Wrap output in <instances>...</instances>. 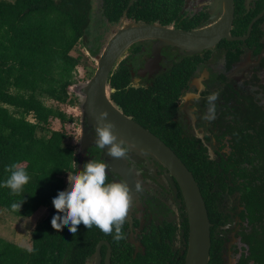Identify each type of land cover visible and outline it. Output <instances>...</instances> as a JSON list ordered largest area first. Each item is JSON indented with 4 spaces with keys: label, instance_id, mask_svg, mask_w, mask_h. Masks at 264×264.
Wrapping results in <instances>:
<instances>
[{
    "label": "trees",
    "instance_id": "1",
    "mask_svg": "<svg viewBox=\"0 0 264 264\" xmlns=\"http://www.w3.org/2000/svg\"><path fill=\"white\" fill-rule=\"evenodd\" d=\"M130 1L0 0V185L10 175L6 166L13 163H21L30 177L18 194L0 186V209L17 217H31L41 208L48 211L31 231L30 247L0 236V264H77L78 259L82 263L87 248L103 235L95 226L88 229L83 223L75 235L68 226L57 232L51 225L57 214L53 198L67 188V176L81 169L77 144L69 141L64 128L74 118L60 105L78 102L69 88L76 83L82 56L72 51L82 43L89 54L96 55L94 28L119 22L125 11L128 18L170 22L161 18L166 0H137L127 9ZM95 69L86 66L87 76ZM109 79L116 88L112 98L129 113L141 110L151 122L152 116L157 126L154 131L193 172L210 219L216 210L211 209V186L204 190L205 182L211 185L216 174L223 179L219 165L241 172L239 189L255 224L248 237L250 254L238 264H264V110L258 107L242 118L235 116L228 129L221 131V138L232 144L227 159L221 153L217 163V158L211 160L196 144L181 143V132L173 120L158 119L169 114V90L156 84V95L151 101L146 99L145 89L131 85L127 67L120 66ZM45 99L55 104H46ZM53 120H60L62 127L53 129ZM13 203L18 205L15 209ZM219 247L212 233L209 264H224Z\"/></svg>",
    "mask_w": 264,
    "mask_h": 264
},
{
    "label": "flooded vegetation",
    "instance_id": "2",
    "mask_svg": "<svg viewBox=\"0 0 264 264\" xmlns=\"http://www.w3.org/2000/svg\"><path fill=\"white\" fill-rule=\"evenodd\" d=\"M164 7V17L161 18L170 19V22L156 20L152 23L172 25L187 31L216 23L222 16L217 0H166ZM123 19L122 16L119 22L102 24L98 27L99 34L104 36L113 29H119ZM128 19L151 22L135 17ZM229 35L230 38L223 37L215 45L193 53L171 44L158 45V39H141L122 54L112 73L120 66L127 67L131 85L145 89V98L150 101L157 93L156 84L165 91L169 90L168 118L159 115L158 119L162 122L173 120L174 127L181 132V143L196 144L211 160L217 158V163L221 161V153L227 159L231 151V142L221 138V131L228 129L226 127L233 123L235 116L242 118L249 110L254 111L258 107L264 110V0H234V18ZM155 45L159 50L157 56L154 54ZM111 88L114 89L111 91L112 98L116 88L112 85ZM213 91H219L216 118L206 121L202 116L207 111V97ZM78 95L81 133L77 155L82 170L91 159L105 162L106 159L104 150L94 144L95 127L82 110L83 95ZM112 100L126 115L161 138L154 131L157 126L152 116H149L151 122L149 118H144L141 110L129 113L130 110L125 109L127 107ZM129 144L132 163L125 160L132 170L128 180L132 204L123 226L125 239L116 241L112 235L103 234L87 248L82 263L79 259L75 262L184 264L190 225L179 183L159 159ZM217 168L223 179L216 174L211 185L207 181L204 184V190L211 186L210 205L213 212L216 210L213 219H210L211 237L212 233L217 237L224 264H238L250 254L248 237L254 232L255 223L239 189L243 183L241 172L233 167L225 169V165ZM121 179L125 180L120 173L109 168V182ZM138 180L141 182L140 191L136 190Z\"/></svg>",
    "mask_w": 264,
    "mask_h": 264
},
{
    "label": "water",
    "instance_id": "3",
    "mask_svg": "<svg viewBox=\"0 0 264 264\" xmlns=\"http://www.w3.org/2000/svg\"><path fill=\"white\" fill-rule=\"evenodd\" d=\"M132 0L127 9L133 4ZM222 16L216 23L204 25L191 31L177 29L158 22L129 20L124 12L122 26L112 32L96 55V69L91 78L78 86L83 95L82 110L94 127L101 112H108L107 119L116 125L114 131L143 151L159 159L177 180L182 190L190 225L189 247L184 264H209L211 258V226L208 208L199 183L193 172L177 153L160 137L126 115L112 100L110 75L122 54L129 46L141 39H158V45L171 44L196 52L215 45L223 37L230 38L234 18V0H217ZM155 45V55L159 53ZM110 169L120 173L128 182L131 168L126 160L114 159L104 150ZM99 251V246H98ZM97 251V254H98Z\"/></svg>",
    "mask_w": 264,
    "mask_h": 264
},
{
    "label": "clouds",
    "instance_id": "4",
    "mask_svg": "<svg viewBox=\"0 0 264 264\" xmlns=\"http://www.w3.org/2000/svg\"><path fill=\"white\" fill-rule=\"evenodd\" d=\"M218 99L219 91H213L207 97V111L202 119L212 121L216 118ZM108 115L104 111L98 117L94 144L101 150L107 149V154L112 158H123L132 163L129 159L131 145L114 131L116 125L107 119ZM109 168L108 162L91 159L82 170L69 174L68 187L59 191L52 201L57 214L52 217L51 225L57 232L68 226L69 231L75 235L78 226L83 223L88 229L95 226L103 234L112 235L116 241L125 239L123 226L132 204V190L126 180L109 182ZM5 170L10 175L0 186L9 188L14 194L20 193L30 180L25 167L21 163H13L6 166ZM136 190H141L139 180L136 182ZM17 206L16 203L12 204L14 209Z\"/></svg>",
    "mask_w": 264,
    "mask_h": 264
},
{
    "label": "rangeland",
    "instance_id": "5",
    "mask_svg": "<svg viewBox=\"0 0 264 264\" xmlns=\"http://www.w3.org/2000/svg\"><path fill=\"white\" fill-rule=\"evenodd\" d=\"M116 29L111 30L106 35L99 34L98 29L94 28L93 34L95 41L93 45L96 46V55L102 50L103 45L106 43L107 38L110 36L112 32ZM97 36V37H96ZM72 53L75 56H82L81 64L77 66V71L79 77L76 79L75 85H72L69 89L70 92H74L73 95L75 98H79L78 86L84 84L88 79L86 74V66L96 67V55H91L87 51V48L82 43L76 45L73 49ZM87 64V65H86ZM77 103L75 104H61L60 107L67 112L68 115L72 116L74 119L72 121L67 122L64 125L65 130L68 133L69 141L71 143L77 144L79 142V136L81 133L80 129V117H81V109L79 106V100L77 99ZM46 104L54 105V101L51 99H45ZM62 127V123L60 120L52 121L53 129H60ZM69 176V175H68ZM67 176V179H68ZM47 209L41 208L31 217H17L14 214L6 211L5 209H0V236L8 241L15 242L22 246L30 247V239L29 236L31 231L35 228L37 223L43 219L47 214Z\"/></svg>",
    "mask_w": 264,
    "mask_h": 264
}]
</instances>
